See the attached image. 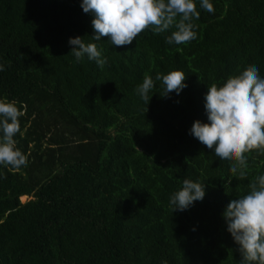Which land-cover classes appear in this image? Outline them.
Segmentation results:
<instances>
[{
  "label": "trees",
  "instance_id": "obj_1",
  "mask_svg": "<svg viewBox=\"0 0 264 264\" xmlns=\"http://www.w3.org/2000/svg\"><path fill=\"white\" fill-rule=\"evenodd\" d=\"M199 7L196 38L150 25L132 43L96 41L80 0H0V99L22 115L19 169L0 166V264H239L221 213L264 173V153H246L233 176L190 134L206 122L207 86L255 67L264 77V0H211ZM97 45L106 63L75 62L69 37ZM185 73L187 87L163 94L157 73ZM154 80L148 104L134 92ZM184 179L202 203L172 211ZM30 198L22 201V196Z\"/></svg>",
  "mask_w": 264,
  "mask_h": 264
},
{
  "label": "clouds",
  "instance_id": "obj_2",
  "mask_svg": "<svg viewBox=\"0 0 264 264\" xmlns=\"http://www.w3.org/2000/svg\"><path fill=\"white\" fill-rule=\"evenodd\" d=\"M80 6L92 16L93 39L99 41L107 37L114 46L132 43L150 25L154 33L164 32L174 25L176 30L166 37V42L170 45L187 43L196 38L192 20L200 16L196 0H80ZM199 7L214 12L211 0H199ZM68 43L75 62L86 57L100 67L106 63L95 43H86L80 36L69 37ZM3 70L4 65L0 64V71ZM185 79L182 70L155 76L163 88L161 95L173 90L179 95L187 87ZM153 87V78L145 75L134 92L148 104ZM204 112L206 122L195 120L190 134L215 160L227 162L233 176L246 177V153L252 150L264 153V77L259 69L247 68L238 78L222 86L215 83L207 86ZM21 115L15 101L0 99V166L19 169L27 165V157L16 147L15 140ZM204 196L202 183L184 179L182 186L170 196L169 205L173 212H183L202 203ZM221 215L227 232L238 245L242 257L239 264H264V173L249 182L246 194L230 200Z\"/></svg>",
  "mask_w": 264,
  "mask_h": 264
},
{
  "label": "rangeland",
  "instance_id": "obj_3",
  "mask_svg": "<svg viewBox=\"0 0 264 264\" xmlns=\"http://www.w3.org/2000/svg\"><path fill=\"white\" fill-rule=\"evenodd\" d=\"M30 197L28 195H23L22 196V201H26L27 199H29Z\"/></svg>",
  "mask_w": 264,
  "mask_h": 264
}]
</instances>
